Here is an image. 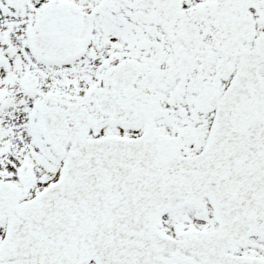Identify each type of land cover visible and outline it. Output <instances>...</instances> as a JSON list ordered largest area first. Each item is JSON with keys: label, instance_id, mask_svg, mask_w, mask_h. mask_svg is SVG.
I'll use <instances>...</instances> for the list:
<instances>
[{"label": "snow or ice", "instance_id": "1", "mask_svg": "<svg viewBox=\"0 0 264 264\" xmlns=\"http://www.w3.org/2000/svg\"><path fill=\"white\" fill-rule=\"evenodd\" d=\"M0 264H264V0H0Z\"/></svg>", "mask_w": 264, "mask_h": 264}]
</instances>
